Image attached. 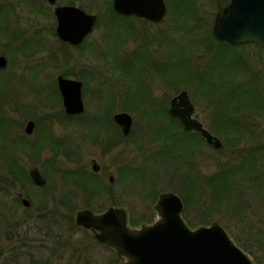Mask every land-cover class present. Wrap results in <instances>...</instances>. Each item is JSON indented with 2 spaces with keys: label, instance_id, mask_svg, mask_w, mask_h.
Returning a JSON list of instances; mask_svg holds the SVG:
<instances>
[{
  "label": "rangeland",
  "instance_id": "374dc122",
  "mask_svg": "<svg viewBox=\"0 0 264 264\" xmlns=\"http://www.w3.org/2000/svg\"><path fill=\"white\" fill-rule=\"evenodd\" d=\"M110 1L57 0L98 15L92 33L75 47L56 34L55 5L0 0V55L8 61L0 68V115L3 128L13 130L0 137V163L17 162L14 134L24 136L29 119L37 123L27 138L34 145L23 144L24 173L0 192V264H123L91 230L77 225V212L118 206L127 209L133 227L154 222L162 193L174 191L183 199V153L187 159L190 148L200 178L235 170L219 190L226 192L221 199L199 189L197 201L188 198L189 208L184 203L183 217L192 228L219 222L264 264V49L247 44L230 48V60L216 57L223 48L213 34L216 0H195L191 14L181 0H166L160 22L134 15L110 19ZM60 74L83 82L84 114L65 113ZM202 77L209 83L200 84ZM255 83L258 99L246 90ZM182 90L194 102L195 116L222 140L221 149L201 136L190 144L183 132L164 136L166 128H176L169 108ZM230 93L235 94L228 110ZM237 99L249 105L241 107ZM221 110L240 121L242 130L222 125ZM118 112L133 116L129 136L114 121ZM34 166L46 176V188L26 177ZM20 193L31 201L29 208Z\"/></svg>",
  "mask_w": 264,
  "mask_h": 264
},
{
  "label": "water",
  "instance_id": "95a60500",
  "mask_svg": "<svg viewBox=\"0 0 264 264\" xmlns=\"http://www.w3.org/2000/svg\"><path fill=\"white\" fill-rule=\"evenodd\" d=\"M55 5L58 38L72 45H80L92 33L98 15L86 12L77 5ZM217 11L213 25L214 36L233 45L254 43L264 48V0H216ZM114 10L125 16H138L160 22L167 13L166 0H114ZM7 66V58L0 55V68ZM58 86L65 112L81 115L85 112L83 82L58 76ZM195 104L187 90L174 96L169 114L179 119L187 131L200 132L209 145L221 149L222 140L210 132L195 117ZM124 136H129L134 119L128 112L114 115ZM30 121L28 132L33 131ZM98 171V162L92 161ZM35 182L44 184L38 168L31 170ZM28 206L30 201L23 199ZM156 219L140 227L129 224L126 208L111 206L102 212L79 210L76 223L93 232L98 242L111 248L124 259L123 264H257L219 222L192 228L183 217L184 201L174 191L162 193L154 205Z\"/></svg>",
  "mask_w": 264,
  "mask_h": 264
},
{
  "label": "trees",
  "instance_id": "16d2710c",
  "mask_svg": "<svg viewBox=\"0 0 264 264\" xmlns=\"http://www.w3.org/2000/svg\"><path fill=\"white\" fill-rule=\"evenodd\" d=\"M111 1L109 2L110 4H111ZM181 1L183 3H185L184 5L187 6V10H190L187 14H191V11L193 9H195L194 8V5H195V2L194 1L195 0H181ZM109 11H110V14H112L111 15L112 17L110 19H112L114 16H120V17H123V18H127V16L124 17L123 15H120V14L116 13V11L113 8V5L110 6ZM130 18H132V17H130ZM12 36H14V35H11V37ZM217 41L219 42V44L223 48L221 50L217 51L218 53L216 52L218 54V56H216V57L218 59L230 60V54H229L228 51L231 50L230 48H237L239 46L232 45V44H230L229 42H226V41H220V40H217ZM248 44H253V43H248ZM253 45H257V44H253ZM257 46H259V45H257ZM259 47H261V46H259ZM262 49H264V48H262ZM200 81L203 84H208L209 83V80L206 77H202L199 80V83H200ZM255 85H257V83H255L254 85H252V84L249 85V87H246V90H248L250 93L254 94V98L255 99H258L257 97H259V93L257 94L256 88L254 87ZM242 89H244L243 85L240 86V90H242ZM235 93H230V97L228 96L229 94L227 95L228 98H226L227 100H225V101L228 102V104L225 105V107H227V109H228V106L231 107V102L233 100V96H234ZM238 101H239V104L242 105L241 107H245L246 108L247 105H249V104H247V103H249V101H247V103L242 102L240 100H238ZM260 103L261 102L258 100L259 106H260ZM254 104H257V102H255ZM263 105H264V101H263ZM164 107H165L164 108V112L166 113V111H167L166 106L164 105ZM248 109H251V108H248ZM218 115H219V118L222 121V123H221L222 125L224 124L226 127H228L230 124H232L233 126L237 127L239 130H242L241 129L242 127H240L242 123L240 121H238V122L232 121L231 118L228 115V112L226 110H225V112H223V110H221V112L219 111V114ZM173 119L176 122V125H175L176 128H173L172 130H169V129L166 128V130H164V136L165 137L168 138L169 136L176 135L179 132H183L185 134V136L190 140L189 141V144L192 143L193 140L196 142L197 139H199V136H201L200 133L195 132V131H186L183 128L182 124L180 123V121L178 119H176V118H173ZM201 139L202 140H205L202 136H201ZM188 152H189V155L190 154L191 155L188 156L187 159H185V154L183 153V158H184V167H183V169L186 170V173H184V177H183L182 182L180 181V187H182V188H180L179 191H178V192H181V195L183 196V200H184V203L186 205V208H189V206L191 205L190 204V200H193V201H197L198 200V198H196V192H198L199 189H201V192L204 191V188L213 190V192H209V193H211L212 198L214 197V199H215V196L218 195V199H221V196L220 195H224V194H226V192H219V190L220 189L222 190V187L223 186L228 185V182H230L229 176L231 175V173L234 172L235 169L233 168V169H229V170L223 171L222 173H220V176L218 175L219 177L217 176L216 179L211 178V177L210 178H205V179L203 177L200 178V174L194 168L193 161H192L193 160L192 158L194 156V152L195 151L190 148ZM251 158L253 159V161H255V158L256 157L253 155V156H251ZM252 164H250V166H252ZM179 169L182 170L181 169V166L179 167ZM184 192L185 193L187 192L188 195H189V197H187ZM200 197L202 199L203 194H200ZM244 250H246V249H244Z\"/></svg>",
  "mask_w": 264,
  "mask_h": 264
},
{
  "label": "flooded vegetation",
  "instance_id": "af4514ba",
  "mask_svg": "<svg viewBox=\"0 0 264 264\" xmlns=\"http://www.w3.org/2000/svg\"><path fill=\"white\" fill-rule=\"evenodd\" d=\"M138 17V16H136ZM142 18V17H140ZM144 19V18H143ZM147 20V19H146ZM67 44H70V43H67ZM71 46H79V45H72L70 44ZM81 45V44H80ZM5 56V55H4ZM7 58V57H6ZM8 63V61H7ZM58 79V78H57ZM58 89H59V86H58ZM60 91V90H59ZM61 94V92H60ZM65 111V109H64ZM66 113V112H65ZM67 114V113H66ZM84 114V113H83ZM68 116H80V115H69L67 114ZM82 115V114H81ZM30 121H33L34 122V127H33V131L31 133L28 132V125H29V122ZM115 121V120H114ZM4 122H5V119H3V116L0 115V137L2 138L3 140V136L4 138L7 137V133L8 131H13L9 128V126H7L6 128H3L5 125H4ZM36 121L34 119H29L27 120L25 126H24V131H25V135L22 136L21 138H17L19 137L18 135H15L14 136L16 137L17 139V142L20 146V155H19V152H18V156H16L17 158V162L13 161L11 158L10 160L8 161L7 159L3 162L0 163V192H5L7 191L6 189H8L7 185H5L6 183L8 184V182L12 183L13 185L16 184V180L17 179H20L21 178V175L22 173H24V169L22 168V165H21V153H24L25 152V147H23V144L26 143L28 146H31V145H34V143H31L27 138H31L33 136V134L35 133V128H36ZM121 129V128H120ZM50 140H48V143L51 144V142L53 141L51 137H49ZM46 140V139H45ZM25 144V145H26ZM39 146V145H38ZM38 146H36V148H39ZM211 146V145H210ZM212 147V146H211ZM214 148V147H213ZM99 165V163H98ZM33 168H38L41 172V174L44 176V179H45V183L44 184H39L37 182L34 181L32 175H31V170ZM33 168L30 169L29 173H28V176L26 175V177H28V179H30V181L32 182V184L35 185V187L37 188H46L47 187V184H48V180L46 178V176L44 175V173L42 172V170L40 169V167L38 166H34ZM98 171H95L93 170L94 172H99L101 170V166L99 165L98 167ZM9 172V173H8ZM8 173L10 174L9 177L11 176L12 177V180L6 176L5 174ZM14 182V183H13ZM19 197L21 198V201L23 203V199L25 198L23 196V193H20ZM29 200V199H28ZM30 201V200H29ZM24 204V203H23ZM25 205V204H24ZM26 206V205H25ZM31 206V201H30V205L26 206V207H30ZM20 235V233L18 234Z\"/></svg>",
  "mask_w": 264,
  "mask_h": 264
}]
</instances>
